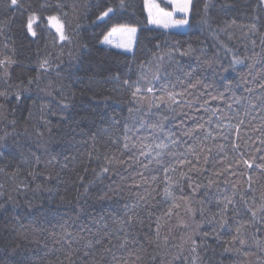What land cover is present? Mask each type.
Segmentation results:
<instances>
[{
	"label": "snow or ice",
	"instance_id": "obj_1",
	"mask_svg": "<svg viewBox=\"0 0 264 264\" xmlns=\"http://www.w3.org/2000/svg\"><path fill=\"white\" fill-rule=\"evenodd\" d=\"M167 4L170 10L160 7L154 0H144L148 24L163 29L190 28V19L195 14L200 15L201 23L210 28L214 11L218 9L227 12L229 8L237 7L234 3H230V0H224L223 3L220 0H167ZM120 6H126L125 0H120ZM4 8L21 12L24 17L21 21V29L26 38H37L41 23L46 22L50 34H54L59 42L71 43L67 25L68 12L65 10L67 4L64 0H36L35 4L32 0H4ZM251 8L253 13L257 14L252 15L248 23L241 22L237 16L231 18L225 16L222 20L223 26L218 24V31L212 33L218 45L227 53H232L227 67L221 64L222 71L226 73L235 69L237 65H242L249 69V75H251L256 64L264 65V54H261L264 53V31H262L264 16L260 14L264 13V0H255ZM110 13H114V8L104 7L99 11L97 19L110 18ZM240 15L243 16L244 13ZM235 29H246L245 35H258L262 46L261 53H254L251 57L243 58L233 53L232 48L220 39V34L231 39L232 30ZM136 34L135 26L117 23L103 36L101 43L131 51L137 39ZM2 36L3 28L0 27V37ZM250 42L254 47L256 46L255 39ZM3 47L8 49V43L5 42ZM156 48L159 50L160 45L157 44ZM14 51L13 49V55ZM184 58H188L189 61L194 60L197 64L206 65L211 69L210 61L219 62V51L209 53L204 47H194L191 43L182 47L179 42H176L159 53H152L151 58L141 61L137 65L136 79H132L131 75L125 77L119 72L110 71L107 74L103 71L97 74L100 79L96 76L89 77V84H96L101 90L104 85L113 83L114 88L111 91L125 94L128 97L126 103L129 107L128 116L123 119V122L115 114L108 116L103 110L93 109L83 119L91 118L93 124L98 119L101 127L96 131L89 130L87 133L80 128L79 123H76L75 128H71V124L75 121L65 115V111L74 102L75 93L63 83L61 76L63 69L58 60H54L51 54L40 57L36 75L29 76L26 82L20 80L14 83L10 68L12 65L19 64V61L7 54L0 58V84L4 85L0 89V100L7 102L8 97L14 94L16 104L10 109L13 115L23 114L25 100L32 99L30 95L25 96V93L30 94L35 87L37 99L42 101L37 107L40 123L35 129V134L38 138H42L45 134L40 131V128L45 129L51 136L54 127L60 128L61 125H67L73 133L79 129V135L82 137L87 135L88 140H84V143L91 142L90 150L80 152L78 155L70 154L73 147L71 141L75 140V135H72L60 153L51 152L47 147L44 148L46 159H42V156L37 155L36 152H32L31 157L20 153V161L15 169L7 173L5 167H0V173L16 177L20 166L27 165L30 169L27 176L31 177L32 181H37L41 177L45 181H51L59 179L60 172L53 175L52 172L40 171L41 166L48 169L60 165L61 170H64L69 168L68 162H71L73 164L71 171L76 172L75 165L80 163L84 165L83 170L87 172L88 165L93 161L101 160L103 163L99 164L98 170L92 169L96 178L103 179L122 165L133 169L130 176L122 177L124 187L120 185H117L115 189L109 187V191L115 193L124 192L127 189L128 193L135 198L133 203L123 205L122 217H111V226L101 217L104 222L95 231L90 228L83 229L82 231L87 232V235H83L69 231L66 221L59 224L63 229V235L55 239V244L60 245L55 251L60 252L64 259L61 260L57 256L55 264H64L65 260L67 264H144L146 255L144 241L157 249L162 246L169 247V235H161L160 221L165 217L171 220L173 216L178 221L173 227L182 228L185 233L183 246H172L176 248V251L167 264H188L190 258L191 264H211L208 253L210 250L215 252L216 249L209 243L210 239L221 249V257L226 253L236 254L243 257L240 264H249L247 258L256 255L255 252L250 251L249 231L252 232L251 240L256 249L264 253V185L257 190L254 180V175L257 174L264 177V138H262L264 137V117L261 118V128L257 129L260 131V136L256 139L260 141V145H255L254 141L252 145H249L248 140H245L243 144L235 140L230 141L233 131L237 139L240 138V127L245 123L244 119L240 118L239 111L229 116L219 107H209L208 100L201 103L199 97L189 91L199 92L200 89H204L205 91L200 92V95H208L211 100L224 99L223 92L212 95L211 91H208L214 88V84L206 82L202 73L197 74L191 62L185 64ZM246 61L252 62L246 63ZM131 71L129 69V72ZM52 72L56 73L57 79L49 80L42 87L43 80ZM257 76L261 80L257 84L261 91L255 99L249 98L242 106L245 117L257 111L264 113V68L257 72ZM253 79L255 80V77ZM241 82L245 84L246 92H254L253 88L247 87L248 81L243 75L236 81L225 76L222 81L225 91L239 87ZM185 84L187 86L183 87ZM178 85L181 86L179 90ZM40 93L50 97L56 103L43 102V97L39 96ZM98 94L93 91L94 97ZM189 97L192 98L189 99ZM110 98L111 96H104L105 101ZM37 99H32L34 107L37 106ZM243 99L233 93V103H240ZM232 106V103H226L229 110H232ZM186 109L188 111H185ZM192 111L196 113L203 111L210 115L207 119L203 116H190ZM4 112L5 103H0V116ZM146 115L159 116V119L149 124L143 119ZM178 116L195 121L192 127L183 126V119L177 125V127L183 126L180 135L187 137L186 140L180 139L177 133L164 123L170 118L175 120ZM50 117H58V123L53 125ZM28 119H35L32 110H28ZM232 119L239 120V123L232 124L230 122ZM252 119L256 117L253 116ZM10 123L15 129L16 119L14 118ZM145 127L158 130L159 134L151 138L144 137L138 144L133 134ZM110 131L119 135H108ZM7 135L8 133H5L0 136V158H4L6 152L9 157L13 155L6 143ZM149 139V143L143 142ZM221 140L230 141V143H220ZM246 149L250 150L246 151ZM241 168L243 171H240ZM145 172L155 174L146 176ZM160 173H163L164 178L163 196L166 201L170 200L171 204L164 212L157 214L153 209L156 207V195L159 194V184L156 182L159 180ZM244 176L246 180L242 182L241 177ZM231 177L236 179L233 181ZM77 180L79 186L76 187L74 200L79 204V200L87 196L92 182L85 183V177L79 174H77ZM129 180L131 183H128ZM221 184L226 187L222 188ZM24 187H28V184H24ZM41 187L40 184L36 185L37 190ZM81 187L83 192L80 191ZM185 188L191 191L186 194ZM43 191L49 194V200L58 198L63 203L67 199L59 189L46 187ZM106 197L107 193L101 199ZM181 208L184 210V216L180 215ZM48 223L52 224V221ZM205 225L208 230H204ZM171 230V228L168 229L169 234ZM33 231L44 233L48 229L34 228ZM48 234L54 238L57 236L54 231ZM44 247L47 248V245L45 244ZM117 252L120 255H117ZM47 255L48 252H45V256ZM257 258L260 259V257ZM152 259L155 264L156 257ZM14 264H32V261L23 258ZM43 264H54V262L47 260L43 261ZM161 264H164L163 260Z\"/></svg>",
	"mask_w": 264,
	"mask_h": 264
},
{
	"label": "trees",
	"instance_id": "obj_2",
	"mask_svg": "<svg viewBox=\"0 0 264 264\" xmlns=\"http://www.w3.org/2000/svg\"><path fill=\"white\" fill-rule=\"evenodd\" d=\"M32 2L35 4L36 0H32ZM64 2L67 4L65 10L68 12L67 25L71 36V43L59 42L54 34H50L46 27V22L41 23L37 38H26L21 29V21L24 19L21 12L15 9L5 10L4 0H0V27L3 28V36L0 37V58L7 54L12 55L13 59L19 61V64L12 65L10 68L12 82L14 83H18L20 80L26 82L29 76H35L40 57L51 54L54 60H58L60 67L63 69L61 73L63 83L75 93L74 102L65 111V115L70 116L75 121V123L71 124V128H75L76 123H79L80 128L84 129L85 133L89 130L96 131L100 128L101 125L98 119L95 124L92 123L91 118L83 119L93 109L103 110L108 116L115 114L121 122L128 116L129 105L126 103L128 97L119 92H112L111 90L114 88L113 83L104 85L103 90L96 84L90 85L89 77L96 76L97 79H100L97 74L102 71L107 74L110 71L119 72L125 77L131 75L132 79H136L137 65L141 61L151 58L152 53H159V51L173 46L176 42H179L182 47H186L191 43L194 47L206 48L209 53L219 51V62L210 61L212 63L211 69L207 68L206 65L201 66L197 64L194 60L189 61L188 58H184L183 62L185 64L191 62L197 74L202 73L206 82L214 84V88L208 91H211L212 95L223 92L224 99L211 100L208 95H200V92L205 91L204 89H200L199 92L196 90L189 91H192L194 96H198L201 103L204 100H208L209 107H219L229 116H233L235 111L240 112V118L245 121L240 127V138L237 139L233 131L230 141L235 140L237 143L243 144L245 140H248L249 145H252L253 141L255 145H260V141L256 139L260 136V131L257 129L261 128V118L264 117V113L257 111L245 117L242 106L247 103L249 98L255 99V96L259 95L261 90L257 87V84L261 80L257 76V72L261 68H264V65L256 64L252 69L251 75H249V69L242 65H237L235 69L227 73L222 71L221 64L227 67L232 58V53H227L221 48L212 35L214 31H218V24L221 27L223 26L222 20L225 16L229 18L237 16L241 22L248 23L251 16L257 14L253 13L251 8L255 0H230V3H234L237 7L229 8L227 12H222L218 9L214 11V19L210 21V28L201 23L200 15L194 14L190 19L191 27L186 30L163 29L148 24L144 0H125V7L120 6V0H64ZM160 2L165 7L169 6L164 0H160ZM220 2L223 3L224 0H220ZM108 6L114 8V13H110V18L97 19L99 11ZM240 13H244V15L241 16ZM260 14L264 16V13ZM117 23L137 27V39L132 52L101 43L103 36ZM232 31L233 36L231 39L222 33L220 34V39L232 48L233 53L241 56V58L244 56L251 57L254 53H261L262 46L260 45L258 35H245L246 29H235ZM252 39L256 40L255 47L250 42ZM5 42L9 45L8 49L3 47ZM157 44L160 45L159 50L156 48ZM213 45H216V47H213ZM13 49L15 50L14 55ZM251 62L246 61V63ZM129 69L132 71L129 72ZM241 75L248 81L247 87L253 88L254 92H246L243 82H241L239 87L225 91L222 83L223 78L227 76L229 79L236 81L240 79ZM254 77L255 80L253 79ZM56 79V73L52 72L43 80L41 86L43 87L49 80L55 81ZM186 86V84L183 85V87ZM3 87L4 85L0 84V89ZM180 87L178 85V90ZM93 91L99 94L94 97ZM233 93H235V96L243 97L244 99L240 103H233ZM28 95L32 99H37V89L33 87L30 94L25 93V96ZM39 96L43 97V102L56 103L50 97L44 96L43 93H40ZM104 96H111V98L105 101ZM191 98L189 97V99ZM32 99L25 100V111L22 115L20 113L13 115L10 112V109L16 104L14 94L8 97L7 102L0 100V103H5V112L0 116V136L8 133L6 143L9 146V151L13 153L9 157L6 152L4 158H0V167H5L7 173H11L19 163L20 153L31 157V153L36 152L37 155L42 156V159H46L47 157L44 155L45 147L51 152L60 153L66 147L72 135H75V140L71 141L73 147L70 154L78 155L80 152L90 150L91 142H83L84 140H88L87 135L83 137L79 135V129H77L76 133H73L67 125H61L60 128L54 127L51 136L48 135L45 129L40 128V131H43L45 134L42 138H38L35 134V129L39 127L40 123L37 107L42 101L37 99V106L34 107ZM226 103L233 104L232 110L226 107ZM257 103L259 102L257 101ZM28 110L33 111L35 119H28ZM185 111L188 110L186 109ZM209 115L210 113H204L203 111L199 113L195 111L190 112V116H203L205 119ZM253 116L256 119H252ZM14 118L17 121L15 129H13L10 123ZM50 118L53 125L58 123V117ZM143 119L151 124L155 123L159 119V116L146 115ZM181 119L184 120L183 126L187 127H192L195 122L193 119L178 116L175 120L170 118L169 121H164V123L176 132L180 139L186 140L187 137L180 135L183 126L177 127ZM230 122L237 124L239 120L232 119ZM104 126L106 127L107 125ZM158 134V130L145 127L138 133H134L133 138L139 144L142 138H151ZM108 135L115 136L119 135V133L110 131ZM230 141L221 140L220 143L227 144ZM143 142L149 143L150 139ZM248 150L250 149H246V151ZM256 155H259V153H256ZM217 158L219 159L220 157L218 156ZM84 159L86 160L87 158L85 157ZM68 163L69 168L64 170H61L60 165L48 169H44L43 166L40 167V171L52 172L53 175L56 172H60V178L51 181H45L42 177L37 181H32L31 177L27 176V172L30 170L27 165L20 166L19 174L16 177L0 173V185H2L0 187V205H2L0 206V264H14V262H18L23 258L30 259L32 264H43V261L47 260H51L55 264L57 256L61 260L64 259L60 252L55 251L60 245L55 244L54 241L63 235V229H61L59 224H63L66 221V227L69 231L87 235L86 231H82L83 229L90 228L95 231L104 222L101 220V217L111 226V217H122L124 213L123 205L134 202L135 198L128 193L127 189L120 193L109 191V187L113 189L117 185L124 187L122 177L130 176L133 169H128L122 165L115 168L105 178L100 179L95 177L92 169L96 168L98 170L99 164L103 163L102 160L99 162L93 161L88 165L87 172L83 170L84 165L80 163H76V172H73L71 171L73 164L71 162ZM240 171H243V168ZM77 174L85 177V183L92 182L87 196L82 197L79 200V204L74 200L76 187L79 186ZM152 174L155 173L145 172L146 176H151ZM207 175H211V173H207ZM221 179L223 180V177ZM231 179L234 181L236 177H231ZM241 180L242 182L246 180V176L241 177ZM254 180L256 181L255 187L259 190L264 185V177H260L257 174L254 175ZM128 183H131V180ZM156 183L159 184V194L156 195V207L153 210L157 214H160L170 206L171 201H166V198L163 196V173H160L159 180ZM24 184H28V187H24ZM37 184L42 186L40 190L36 189ZM46 187L59 189L60 193L65 194L67 197L65 202L61 203L58 198L49 200V194L43 191V188ZM221 187H226V185L221 184ZM65 190L67 191L65 192ZM80 191L83 192L82 187ZM190 191V189L185 188L186 194ZM105 193H107V197L101 199ZM69 201L72 202L69 203ZM179 211L180 215L184 216L183 208ZM197 220H199V216H197ZM48 221H52V224H49ZM160 223L162 225L161 235H169V247L164 248L162 246L157 249L154 245L144 241L146 249L144 264H153V257H156L155 264H161L162 260L164 264H167V262L171 261L172 255L176 251V248L172 246H183L185 230L173 227V225L178 223L177 218L173 216L171 220H168L165 217L161 219ZM34 228H45L48 231L40 233L39 231H33ZM169 228L172 229L170 234L168 232ZM204 230H208L206 225L204 226ZM53 231L57 233L55 238L48 234ZM248 236L250 251L256 253V255L247 258L249 264H264V253H260L252 243L251 231H249ZM209 243L216 249L215 252L210 250L208 253L211 264H221V262L222 264H240L243 260V257L236 254L226 253L221 257V249L211 239ZM45 244L47 248L44 247ZM45 252H48L47 256H45ZM185 254L187 255V252ZM117 255H120V253L117 252ZM257 257H260V259ZM64 264H67L66 260ZM188 264H191V258Z\"/></svg>",
	"mask_w": 264,
	"mask_h": 264
},
{
	"label": "rangeland",
	"instance_id": "obj_3",
	"mask_svg": "<svg viewBox=\"0 0 264 264\" xmlns=\"http://www.w3.org/2000/svg\"><path fill=\"white\" fill-rule=\"evenodd\" d=\"M164 1H166V3H167V0H164ZM154 2L155 3H157V4H159L160 5V7H163V8H165L166 10H170V6H168V7H165L164 5H162V3L160 2V0H154ZM177 18H179V14H177ZM131 26H133V25H131ZM151 26H155V25H151ZM136 27V26H135ZM156 27V26H155ZM137 28V27H136ZM187 28H185V29H170V30H186ZM136 36H137V34H136ZM115 39H120V38H115ZM102 40H103V38H102ZM101 40V41H102ZM136 43V42H135ZM135 43L133 44V46H132V50L131 51H128V52H132L133 50H134V47H135ZM103 44V43H102ZM105 45V44H104ZM107 46H110V45H107ZM112 47V46H111ZM121 50H124V51H126L125 49H121Z\"/></svg>",
	"mask_w": 264,
	"mask_h": 264
}]
</instances>
